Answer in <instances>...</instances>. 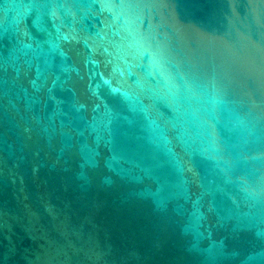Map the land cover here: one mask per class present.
Segmentation results:
<instances>
[{"label":"water","instance_id":"1","mask_svg":"<svg viewBox=\"0 0 264 264\" xmlns=\"http://www.w3.org/2000/svg\"><path fill=\"white\" fill-rule=\"evenodd\" d=\"M0 264H264V0H0Z\"/></svg>","mask_w":264,"mask_h":264}]
</instances>
